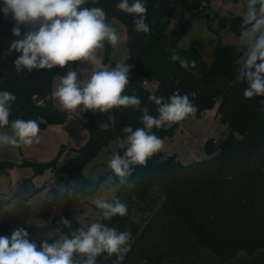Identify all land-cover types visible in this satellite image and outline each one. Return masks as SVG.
<instances>
[{
    "label": "trees",
    "instance_id": "16d2710c",
    "mask_svg": "<svg viewBox=\"0 0 264 264\" xmlns=\"http://www.w3.org/2000/svg\"><path fill=\"white\" fill-rule=\"evenodd\" d=\"M119 2L88 0L85 6L103 8L108 23L113 19L125 27L130 72L123 94L137 96L140 108L147 107L153 116L158 113L157 106L148 99L150 95L165 100L174 94L187 95L197 108L196 117L217 104L215 116L226 132L221 138L204 141L205 156L199 160L183 163L174 154L161 151L145 166H135L129 183L120 185L113 196L127 205L128 214L104 220L97 209L101 223L118 231H131L130 250L119 261L115 255L102 254L97 264H264V96H243L247 85L234 78L239 48L216 45L211 61L204 62L193 46H178L185 23L166 31L174 12L173 0H143L148 33L135 30L133 17L116 8ZM224 20L230 31L240 36L242 17L226 16ZM14 26L12 15L0 12V91L16 96L9 120L32 119L40 129L62 124L68 114L55 107L51 97L55 77L64 76L67 66L17 72L14 62L21 53L5 54L15 38ZM26 30V26L21 27L22 33ZM112 49L105 43L103 64ZM174 54L180 59L173 60ZM181 60L187 61L186 67L181 66ZM143 82L155 83L156 87L149 89ZM111 113L112 125L105 127L95 123L90 110L80 112L75 120L95 138L96 148L114 140L118 143L117 152L123 154L119 148L122 129L126 125L134 130L143 127L142 112L130 106L113 108ZM188 118L153 128L152 132L162 140L170 138L177 124ZM69 151L72 157L64 155L62 148L49 162L24 160L18 165L32 168L34 174L58 170L61 182L52 184L54 193L71 180L74 188L88 184L91 180L79 174L78 165L93 151L84 155H79L80 149ZM11 166V161L0 160V173L5 174ZM110 173L109 169L102 178L106 180ZM71 202L73 199L63 206ZM5 203L0 199V236H7L11 230L7 218L1 216ZM61 217L71 219L67 211L62 212L52 219L53 229L61 227L70 232L82 227L71 219L72 229L64 228L59 222ZM54 237L55 233L50 241Z\"/></svg>",
    "mask_w": 264,
    "mask_h": 264
},
{
    "label": "clouds",
    "instance_id": "9594fccd",
    "mask_svg": "<svg viewBox=\"0 0 264 264\" xmlns=\"http://www.w3.org/2000/svg\"><path fill=\"white\" fill-rule=\"evenodd\" d=\"M0 12L12 15L15 37L7 52L21 53L14 62L15 70L65 68L70 62L87 61L95 70L85 84L78 81L77 72L68 68L61 78L59 86L52 93L54 100L68 112H86L88 110L108 112L113 108L133 107L142 112L143 127L135 130L126 125L124 134L119 139V148L107 162L111 173L105 183H118L125 186L132 177L135 166H145L147 161L164 148V140L152 132L173 124L189 116H195L197 108L187 95L174 94L165 100L163 97L150 95V102L157 106V116L149 114L147 107L140 108L141 100L135 95H124L129 83L130 66L124 61L116 62L115 67L101 64L97 50L105 47H117L120 37L114 27L107 22V16L101 7H87L88 0H2ZM116 8L133 17L137 32L148 33L146 23L147 8L143 0H120ZM26 31L21 32V27ZM240 46L243 49L235 80L246 83L243 91L245 98L264 96V0H247V10L240 24ZM173 60L180 59L177 55ZM194 64V62H193ZM186 67L187 61L181 60ZM16 96L9 91H0V129L10 126V133L0 131V147L32 146L40 143V127L37 121L15 119L10 122L11 105ZM264 103V102H262ZM96 181L74 188L58 189V195L82 201L89 192L95 190ZM45 196V195H44ZM44 196L32 195L33 202ZM22 199H13L12 205ZM95 207L101 210L104 220H111L119 215L128 214V207L120 199L110 201L97 198ZM60 224L72 229V220L61 217ZM54 239L43 240L38 246L29 240V233L24 228L15 229L10 238L0 236V264H97L102 254L115 255L122 260L130 250L131 231H118L100 222H93L87 228L79 227L65 232L61 227L52 230Z\"/></svg>",
    "mask_w": 264,
    "mask_h": 264
},
{
    "label": "rangeland",
    "instance_id": "374dc122",
    "mask_svg": "<svg viewBox=\"0 0 264 264\" xmlns=\"http://www.w3.org/2000/svg\"><path fill=\"white\" fill-rule=\"evenodd\" d=\"M194 1L173 0L174 12L168 20L166 31L171 32L180 24L185 23V31L178 41V46L181 48L193 46L204 62L211 61L214 47L220 44L239 48L240 60L243 55L240 36L230 31L224 18L226 16L242 17L247 10V0H236L234 3L226 0H196L195 5L197 3L208 5L207 11L197 12L192 11ZM210 11H215L216 16L210 18L207 13ZM114 22L115 20L112 23ZM116 23L119 24V22ZM120 41L121 38L116 47L118 53ZM216 108L217 104L199 117H191L192 120L189 122L178 123L172 138L163 139L164 148L162 151L167 154L174 152L172 154L176 157L179 156L178 159L185 163L191 161L192 154L195 158L205 156L203 147L198 145L210 137L213 139L221 138L222 134L226 132L225 126L215 116ZM73 114L77 118L79 117L77 116L79 115L78 112ZM91 114L97 125L104 127L112 125L113 119L110 110L103 113L96 110L92 111ZM117 146L118 143L114 140L101 144L78 165V172L83 178L96 181L95 191L87 194L82 201L73 200L67 207L58 204L53 211H49L48 208L53 193L44 183L49 181L59 185L61 180L58 177L61 176V173L58 170L56 172L46 169L34 174L30 167L19 166L18 161L15 160L17 157L11 155L8 150V156L12 158L8 157L6 160H10L13 166L7 168L5 174L0 173V199L7 201L10 198H19L22 200L16 205L7 204L1 210L2 218H7L11 226L7 237L10 238L15 229L24 228L29 233V240L34 241L39 246L43 240H50L53 236L51 221L64 211H67L71 219L84 228L93 222L101 223V217L95 207L94 200L103 198L110 201L120 186L118 183L106 184L102 178L109 171L107 162L117 152ZM64 154L72 157L69 150L64 151ZM32 195L45 196L37 202H33Z\"/></svg>",
    "mask_w": 264,
    "mask_h": 264
},
{
    "label": "crops",
    "instance_id": "0c3cea01",
    "mask_svg": "<svg viewBox=\"0 0 264 264\" xmlns=\"http://www.w3.org/2000/svg\"><path fill=\"white\" fill-rule=\"evenodd\" d=\"M194 2L196 3V0ZM112 22H113V19L110 20L109 24L110 25L112 24L111 26L116 29L119 37L121 38L120 47H119V53L120 54L118 53V48H116V47L113 48L112 52L110 53V55L107 59V61L105 62V64H103L102 60H101L103 49L97 50L96 54L98 56V59H100L101 64L97 65L96 68L102 67L104 65H109L110 67H115L116 62H122V61H124V63L126 65H129L128 51H127V47H126V43H125V39H126L125 27L121 23H119L120 25L118 23H116V22H118L116 20L114 23H112ZM68 68H69V65H67V70H68ZM70 68H72V70H75L77 72L78 81L81 84L86 83L88 81V79L90 78L92 71L95 70V68L87 61L72 62L70 65ZM62 77L63 76L55 77L54 82H53V86H52V93L59 86ZM149 89H151V88H149ZM51 102L58 109L65 111L59 105L58 101L54 100L53 97H51ZM90 111L92 113V110H90ZM65 112L68 115L62 124L51 125V126H47L44 129H40V133H39L40 143H38V144L34 143L32 146H22V147H18V148L17 147H11V146L0 147V160H6L8 157H11V156H8V150H9L11 155H14L17 157V158H15V160L18 161V163H21L22 161L26 160V161H31V162L43 164V163L49 162L52 159H54L56 157V155L58 154L59 150L62 148H64V151H68L71 148L81 149L88 142V140L90 139V136H89L87 130L79 122H77L75 120L76 116L72 112H68V111H65ZM77 112L79 114L77 116L80 117V112L79 111H77ZM204 112H202L201 115L204 114ZM191 117L197 118L196 116H191ZM191 117H189L185 122L191 121L192 120ZM102 127H104V126H102ZM0 131H5V132L10 133L11 130H10V128H3V129H0ZM172 136H171V138H172ZM203 143L201 145H198V146L203 147ZM172 153H174V152H171L170 154H172ZM203 153L205 155L204 149H203ZM203 157L204 156L202 155V156L195 158V157H193V154H192L191 161L199 160ZM183 163H185V162H183ZM31 170H32V168H31ZM47 183L50 184V187L52 186V183L49 181L45 182L44 185L46 186ZM50 187H48V188L51 190ZM13 199L14 198H10L9 200H13ZM9 200H7V201L3 200L6 202L4 204V206L7 204H11V202L8 203Z\"/></svg>",
    "mask_w": 264,
    "mask_h": 264
},
{
    "label": "built area",
    "instance_id": "2783aa9c",
    "mask_svg": "<svg viewBox=\"0 0 264 264\" xmlns=\"http://www.w3.org/2000/svg\"><path fill=\"white\" fill-rule=\"evenodd\" d=\"M196 3L193 4V9L192 11L193 12H197V11H207V7L208 5L206 3H197V5H195ZM208 13V16L210 18H213L216 16V12L215 11H210V12H207ZM143 85L148 87V88H155V83H146V82H143ZM73 184V187H74V180H71L67 185H65L64 187H71ZM46 186L50 187V184L47 183ZM51 188V191L53 193V198H52V201H51V204L49 206V210L50 211H53L56 209V207L58 206V204H61V205H64L70 198L66 195H58V189L56 190V192L54 193L53 190H52V186L50 187ZM12 200H9L8 203H10Z\"/></svg>",
    "mask_w": 264,
    "mask_h": 264
},
{
    "label": "water",
    "instance_id": "95a60500",
    "mask_svg": "<svg viewBox=\"0 0 264 264\" xmlns=\"http://www.w3.org/2000/svg\"><path fill=\"white\" fill-rule=\"evenodd\" d=\"M96 148V140L94 137H90L88 142L80 149L79 155H84L94 151Z\"/></svg>",
    "mask_w": 264,
    "mask_h": 264
}]
</instances>
